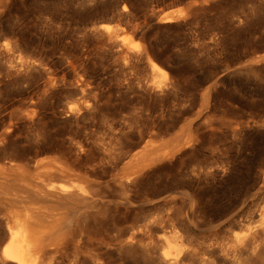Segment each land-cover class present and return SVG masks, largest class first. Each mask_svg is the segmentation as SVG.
I'll return each instance as SVG.
<instances>
[{
    "label": "rangeland",
    "instance_id": "1",
    "mask_svg": "<svg viewBox=\"0 0 264 264\" xmlns=\"http://www.w3.org/2000/svg\"><path fill=\"white\" fill-rule=\"evenodd\" d=\"M47 160L101 201L67 211L84 264H161L173 232L197 248L264 224V0H0V166Z\"/></svg>",
    "mask_w": 264,
    "mask_h": 264
},
{
    "label": "bare ground",
    "instance_id": "2",
    "mask_svg": "<svg viewBox=\"0 0 264 264\" xmlns=\"http://www.w3.org/2000/svg\"><path fill=\"white\" fill-rule=\"evenodd\" d=\"M148 66L153 72L159 71L151 60ZM155 160L141 155L135 169L129 170L124 179H116L118 187L126 189ZM37 165L40 174L37 178L20 172L21 166L15 164L0 166V264H84V224L79 218H67V211L73 207H85L91 212L97 209L101 201L95 194V185L85 173L73 172L57 160ZM135 237L132 235L126 242L128 248L133 247ZM261 254H264V224L221 241L208 240L197 248L183 246L181 236L173 232L171 239L163 241L160 261L161 264H250L252 258Z\"/></svg>",
    "mask_w": 264,
    "mask_h": 264
}]
</instances>
